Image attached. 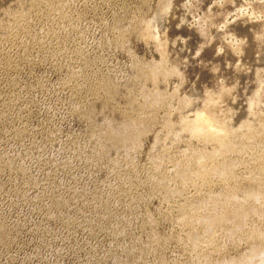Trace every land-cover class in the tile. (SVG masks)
I'll list each match as a JSON object with an SVG mask.
<instances>
[{"label":"rangeland","instance_id":"obj_1","mask_svg":"<svg viewBox=\"0 0 264 264\" xmlns=\"http://www.w3.org/2000/svg\"><path fill=\"white\" fill-rule=\"evenodd\" d=\"M200 112L241 148L191 135ZM258 187L264 0H0V264L249 258Z\"/></svg>","mask_w":264,"mask_h":264},{"label":"bare ground","instance_id":"obj_2","mask_svg":"<svg viewBox=\"0 0 264 264\" xmlns=\"http://www.w3.org/2000/svg\"><path fill=\"white\" fill-rule=\"evenodd\" d=\"M156 18L157 16L155 17V19ZM146 25L150 26V21H148ZM153 34L154 33H152V35ZM160 72H161L160 65L153 64L149 67V75L153 79H156L157 74ZM254 106L255 105H252L251 107ZM187 129L190 131L191 135L195 137H199L203 141L213 143L216 146V152L223 156H226L227 153L230 152L232 153L241 148L240 143L232 141V137L228 128L216 127V125L212 121V117L207 113H203V112L198 113L195 119L188 124ZM113 134H115V132L112 131L110 133V136H112ZM128 136H129L128 133L124 134L125 138L120 139L119 140L120 143L125 144L127 141H129ZM202 158H203L202 155L197 156V161H200ZM230 169H231V165L229 163L228 164L222 163L220 165L215 166L213 170H215V172H217L218 174L222 175L224 178H227ZM247 188H249V186H247ZM249 193L255 199L264 197V188L258 187L250 191ZM229 195L230 197H232L234 195V192L229 193ZM255 209L256 208L254 207V210ZM248 212L249 210H247L246 208H244V206H242V204H240L237 207H232L230 210L225 212L224 219L233 222V224L237 226H242L244 221L246 220L245 218ZM183 217L184 216H182V218ZM202 219L203 221H205L206 231L214 230L219 223V217L217 215H212V214L206 215L203 216ZM258 238L260 239V241L256 243L254 246H252L251 255L249 258L230 260V261H226V263L224 264H249L250 262L249 260H251L253 257L256 256L258 257V261H257L258 264H264V231L258 233Z\"/></svg>","mask_w":264,"mask_h":264}]
</instances>
